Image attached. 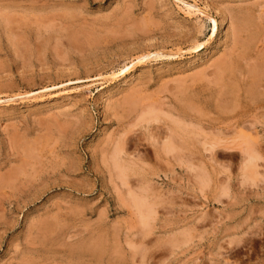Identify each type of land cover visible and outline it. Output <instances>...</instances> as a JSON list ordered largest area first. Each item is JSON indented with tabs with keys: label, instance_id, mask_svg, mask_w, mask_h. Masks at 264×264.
<instances>
[{
	"label": "rangeland",
	"instance_id": "1",
	"mask_svg": "<svg viewBox=\"0 0 264 264\" xmlns=\"http://www.w3.org/2000/svg\"><path fill=\"white\" fill-rule=\"evenodd\" d=\"M263 68L264 0H0V264H264Z\"/></svg>",
	"mask_w": 264,
	"mask_h": 264
},
{
	"label": "bare ground",
	"instance_id": "2",
	"mask_svg": "<svg viewBox=\"0 0 264 264\" xmlns=\"http://www.w3.org/2000/svg\"><path fill=\"white\" fill-rule=\"evenodd\" d=\"M188 9V8H187ZM212 19V18H211ZM9 20V19H8ZM214 24H215V26L214 27H216V25H217V22L214 20ZM256 27V26H255ZM259 30V29H258ZM251 34V33H250ZM254 35V34H253ZM251 37H253V36H251ZM254 38V37H253ZM198 45V44H197ZM203 45V44H202ZM197 48V47H196ZM250 49V48H249ZM151 55H149L148 57H150ZM148 57H144V58H142L140 61H142L143 59H146V58H148ZM152 57H153V55H152ZM157 57V56H156ZM259 66V65H258ZM263 67V66H262ZM226 68V67H225ZM127 69V68H126ZM229 69V68H228ZM264 69V68H263ZM260 70H261V68H260ZM259 70V71H260ZM113 75V74H112ZM119 75V74H118ZM261 81V80H260ZM221 84V83H220ZM142 106V105H141ZM153 113V112H152ZM148 115H149V113H148ZM157 119V118H156ZM170 121V120H169ZM179 122H181V120L179 121ZM170 123V122H169ZM176 123V122H175ZM181 124H183V123H176L175 125H174V128H173V130H174V134L171 136V139H170V142H165L164 143V149H165V151L167 152V153H169V152H172L173 151V149L175 148L174 147V145H173V140L175 139L176 140V136H181L182 137V139H183V145L184 146H186L187 145V141L189 140L188 138H189V135L187 134L188 132V130L187 131H185V130H183V125H181ZM172 130V131H173ZM194 132V131H193ZM130 133V132H129ZM185 133H186V137H185ZM180 137V138H181ZM183 137H185V139L187 138V140H185ZM172 138H173V140H172ZM15 140V139H14ZM175 142V141H174ZM190 142V141H189ZM181 143V142H180ZM176 145V144H175ZM181 145V144H180ZM182 147V146H181ZM213 149V148H212ZM119 150V149H118ZM183 150V149H182ZM181 150V151H182ZM179 152V151H178ZM187 152V151H186ZM119 153H120V151H118V152H116L115 154H114V156L116 157V156H118L119 155ZM250 154V153H249ZM251 156V158L249 157V161H248V164H247V168H254L256 165H255V160H257V159H255V157H253L254 155H250ZM30 157V156H29ZM257 158V157H256ZM116 159V158H115ZM259 159V158H258ZM183 161V160H182ZM116 162V161H115ZM118 162V161H117ZM117 165V167L118 168H121V166L122 165H120V164H116ZM125 165V164H124ZM123 167V166H122ZM123 169V168H122ZM122 169H121V171H122ZM124 169H125V167H124ZM127 169V168H126ZM125 169V170H126ZM120 170V169H119ZM124 170V171H125ZM124 171H122V173H124ZM127 171V170H126ZM138 172V171H137ZM203 174V173H202ZM123 176H125V175H123ZM128 176V175H127ZM258 177V176H257ZM255 178V177H254ZM201 182H203V184H206V181H207V178H206V176L205 175H202L201 176ZM208 182V181H207ZM149 190V189H148ZM145 191V190H144ZM134 197H136L135 195H133V198ZM137 199V198H136ZM134 202H135V204H136V206L137 207H141L142 206V217L144 218V219H146V220H149L150 218H151V213L148 211V210H146V211H144L143 210V207H144V205H142L141 203H140V201H137V200H135V198H134ZM146 203V202H145ZM157 209V208H156ZM141 210V209H140ZM151 211V210H150Z\"/></svg>",
	"mask_w": 264,
	"mask_h": 264
}]
</instances>
